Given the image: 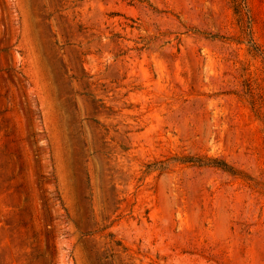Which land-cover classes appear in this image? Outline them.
<instances>
[{"label": "rangeland", "instance_id": "obj_1", "mask_svg": "<svg viewBox=\"0 0 264 264\" xmlns=\"http://www.w3.org/2000/svg\"><path fill=\"white\" fill-rule=\"evenodd\" d=\"M0 264H264V0H0Z\"/></svg>", "mask_w": 264, "mask_h": 264}, {"label": "trees", "instance_id": "obj_2", "mask_svg": "<svg viewBox=\"0 0 264 264\" xmlns=\"http://www.w3.org/2000/svg\"><path fill=\"white\" fill-rule=\"evenodd\" d=\"M185 161H188V162H191V163H194L197 165H213L216 167H220L226 171H231V168H229V165L227 164V162L221 161V160L213 161V162L212 161L211 162H205V161H203L197 157H187V158H185Z\"/></svg>", "mask_w": 264, "mask_h": 264}]
</instances>
